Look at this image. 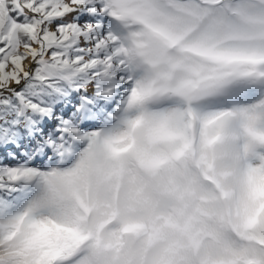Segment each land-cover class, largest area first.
<instances>
[{"label":"snow or ice","instance_id":"6c2138e0","mask_svg":"<svg viewBox=\"0 0 264 264\" xmlns=\"http://www.w3.org/2000/svg\"><path fill=\"white\" fill-rule=\"evenodd\" d=\"M0 264H264V0H0Z\"/></svg>","mask_w":264,"mask_h":264}]
</instances>
